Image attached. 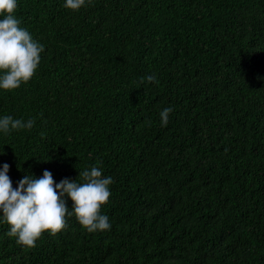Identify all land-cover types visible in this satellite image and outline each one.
Instances as JSON below:
<instances>
[{
  "label": "trees",
  "instance_id": "obj_1",
  "mask_svg": "<svg viewBox=\"0 0 264 264\" xmlns=\"http://www.w3.org/2000/svg\"><path fill=\"white\" fill-rule=\"evenodd\" d=\"M16 15L46 47L0 89V115L36 117L0 135V166L16 186L99 162L112 228L73 215L27 247L0 223V264H264V0H19Z\"/></svg>",
  "mask_w": 264,
  "mask_h": 264
},
{
  "label": "clouds",
  "instance_id": "obj_2",
  "mask_svg": "<svg viewBox=\"0 0 264 264\" xmlns=\"http://www.w3.org/2000/svg\"><path fill=\"white\" fill-rule=\"evenodd\" d=\"M88 3L89 0H64V7L79 11ZM18 5L19 0H0V89L5 90H15L35 75L46 47L28 27L22 26L16 15ZM145 79L159 83L156 73L141 77ZM173 111L172 105L160 110L161 126L168 125ZM35 125V116L25 119L0 115V135L32 130ZM10 168L8 162L0 166V223L10 226L8 235L16 237L18 243L35 247L46 230L51 234L59 232L73 215L89 232L112 228L109 215L102 209L112 195L114 177L105 175L99 162L79 169L77 178L64 177L59 182L49 169H44L40 176L29 172L16 186L9 175ZM69 197L71 206L67 203Z\"/></svg>",
  "mask_w": 264,
  "mask_h": 264
}]
</instances>
